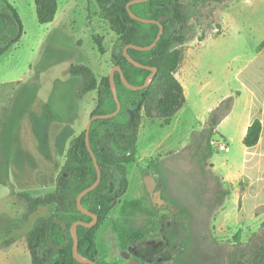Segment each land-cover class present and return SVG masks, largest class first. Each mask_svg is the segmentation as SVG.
<instances>
[{
    "label": "rangeland",
    "instance_id": "1",
    "mask_svg": "<svg viewBox=\"0 0 264 264\" xmlns=\"http://www.w3.org/2000/svg\"><path fill=\"white\" fill-rule=\"evenodd\" d=\"M8 1L18 11L25 34L15 47L17 51L14 48L0 61V68L9 69L16 62H31L33 67L31 72L24 67L16 70L14 76L21 77L25 85L17 91L11 106L0 108L2 233H7L26 210L20 195L28 194L25 190L29 187L45 183L54 189L61 172L55 170L54 163L39 162L42 154L33 135H26L13 155L6 152L19 132L28 130L31 120L41 125L51 118L70 121L76 117L78 132L86 131L98 94L92 92L76 102L70 67L85 64L101 81L110 75L113 54L120 50L119 37L99 16L95 0H58L55 21L45 25L38 21L35 0ZM195 1L184 0L189 6ZM213 8L211 17V8L199 3L201 13L191 21L196 36L187 42L185 58L176 73L185 89V106L170 125L146 117L142 122L137 163L128 171L129 189L96 234L102 264H130L131 259L138 264H230L233 254L264 246V203L240 198L248 191L256 193L257 183L249 186L250 181H256V174L247 169L246 177H228L229 183L222 187L211 171L206 141L203 139L202 145L201 141L192 143L193 133L204 129L223 97H238V111L248 98L245 87L264 84V75L257 68L260 61L246 66L263 43L260 36L264 24H258V15L246 0H231ZM261 8L264 10V3ZM96 38H101L103 54ZM9 76L0 70V78ZM217 131L211 143L216 151L212 158L214 172L221 177L242 174L247 157L242 138L236 134V124L226 122ZM213 142L224 143L231 151H219ZM49 143L52 146L53 142ZM147 177L155 181L153 193L161 192V204L153 193L148 194ZM218 188L222 194L229 188L234 193L214 220L215 210L224 199L216 198ZM49 213L48 209H40L11 237L25 243V234L33 222ZM133 230H142L144 236L128 237ZM132 248L137 256L130 252ZM126 254L130 257L125 258Z\"/></svg>",
    "mask_w": 264,
    "mask_h": 264
},
{
    "label": "trees",
    "instance_id": "2",
    "mask_svg": "<svg viewBox=\"0 0 264 264\" xmlns=\"http://www.w3.org/2000/svg\"><path fill=\"white\" fill-rule=\"evenodd\" d=\"M95 1L99 7V16L109 23L119 37L120 50L113 54L114 66L123 70L130 84L143 86L152 72L131 64L125 57L124 50L129 45L150 46L156 40L160 27L157 24H143L134 20L127 10L128 3L133 0ZM228 1L231 0H196L189 6L184 0H151L131 7L137 16L157 20L164 26L163 35L153 50H128L134 60L156 68L157 75L148 88L132 91L124 85L120 73L117 72L115 82L122 110L114 118L96 120L92 124L90 144L102 170V181L96 190L82 200L83 207L99 217L95 227L77 228L79 252L83 258L102 264L99 260L96 234L114 210L118 200L129 189L128 171L137 163L139 135L144 118L158 119L162 125L167 126L186 104L185 89L177 79L176 73L185 58L187 42L196 36L191 21L201 13L198 9L199 3L205 8H211L210 16L213 17V6ZM35 5L41 25L54 22L59 8L58 0H35ZM24 34V25L16 8L8 0H0V58L19 44ZM95 42L103 54L101 38H96ZM261 47H264V41ZM70 73L76 84L77 102L83 101L90 93L97 92V105L92 116L115 112L117 104L110 76L99 81L93 70L85 64L71 65ZM232 107V97L224 100L213 111L204 129L195 131L192 135L193 144L201 141L202 145L203 139L208 144L210 163L216 153L211 146L212 139L217 127ZM261 132L262 123L255 120L248 129L244 145L248 148L255 147L259 143ZM201 163L207 169L206 164ZM210 165L212 173L218 177L212 170V163ZM97 177L84 131L75 137L66 153L56 192L41 197L20 195V199L26 204V210L18 222L7 231L0 250L5 251L14 244L16 239L11 237L12 232L29 223L43 208L48 209L50 213L37 218L25 234L32 264H82L73 255L71 227L77 221H93L78 209L77 198L97 181ZM218 179L222 187L227 186L220 177ZM220 191L218 188L216 198L224 199L215 210L214 220L217 211L231 195L230 188L225 194ZM143 236L142 230H133L128 234V237L133 239ZM230 264H264V246L233 254Z\"/></svg>",
    "mask_w": 264,
    "mask_h": 264
},
{
    "label": "crops",
    "instance_id": "3",
    "mask_svg": "<svg viewBox=\"0 0 264 264\" xmlns=\"http://www.w3.org/2000/svg\"><path fill=\"white\" fill-rule=\"evenodd\" d=\"M246 1L247 4L250 5L254 10V14L258 15L257 16L258 24H261V22L264 24V10L261 8V4L264 3V0H246ZM251 28L252 27H250V29ZM48 33L49 32L45 33L43 40L47 38ZM262 33L263 35L260 36V40L264 41V31H262ZM50 36L51 34L48 36V39L44 41L45 43L48 42ZM15 47H13L9 52H7L3 57H1L0 61L8 54L13 53L14 51L13 49ZM16 49L17 48H15V50ZM11 55L14 56V54ZM257 61H260V65H258L257 68L258 70H261L264 75V47H261L258 50L256 56L248 60L246 66L248 67L249 65H254ZM23 67L28 68L29 71L31 72L33 65L31 62H27L23 64L16 62V65L10 67L9 69L0 68V70H2L3 72L4 71L8 72L10 75L8 78H3V77L0 78V108H6L11 106L14 101L15 94L20 88H22L25 85V82L21 77L17 78L16 76H14L16 75V70L22 69ZM244 90L247 91L248 98L245 102L244 108H242L241 110L237 111L238 101H239L238 97H235L232 94H230L223 97V99L221 100L222 103L224 100L232 97L233 107L230 113L222 120L220 125L217 127L216 132H218L217 130H219L224 123L234 122L236 124V134H238L242 138V143L244 144V139L247 135L249 127L252 125V123L255 120H259L262 123V132L259 143L253 148H248L244 145L245 155L247 157V160H246V167L242 174H231L228 175L227 177H221L214 172V164L212 163V159H211V163L213 165L212 170L218 177L222 179V181L225 184L229 183L228 177H233V176L241 177L245 175L247 169L252 170L253 173L256 174L255 175L256 181L255 182L250 181L249 186L253 187V185L257 183L258 189L256 193L253 192L252 194H250L251 192L248 191L247 193H244L243 196L240 198H244L248 202L260 201L264 203V84L262 86L257 85L248 88L245 87ZM241 94L242 91H239V97ZM51 119L49 122L45 121L41 125L40 123L35 125L31 120V123H29L30 126H28V130L23 129L24 131L19 132L16 142L14 143V145H12L11 149L8 152H6V154L13 155L16 149L15 147L19 146L21 140L22 141L25 140L26 135H30V136L33 135L36 137V139H38L39 146L37 147H40V151L42 154L39 162L45 164L54 163L55 170L57 169V171L58 170L61 171L65 163L66 153L68 149L71 147L75 137L79 135L78 130L80 124L76 119V117H73L70 121H64L63 119L60 118L57 119L56 121ZM49 141L53 142L52 146H49V144L51 143V142L49 143ZM49 147L51 149H49ZM49 151L52 153V155H50ZM222 151H226V150H222ZM230 151L231 150L229 147V151L226 152H230ZM57 183L58 181L56 182V186L54 187V189L52 188L51 184L45 183L36 186V188L29 187L28 189L27 187L26 189L28 190L25 189L24 190L32 197H41L55 193L57 190V185H58ZM43 188L44 190L47 189V191L42 193L40 192V190H43ZM233 193H234V189L233 191L231 190V195L227 197L225 204L217 211L215 220L217 218L218 213L230 201V198L233 196ZM5 239H6V233L0 232V246L3 244ZM0 264H32V258L27 243L15 242L7 250L5 251L0 250Z\"/></svg>",
    "mask_w": 264,
    "mask_h": 264
},
{
    "label": "water",
    "instance_id": "4",
    "mask_svg": "<svg viewBox=\"0 0 264 264\" xmlns=\"http://www.w3.org/2000/svg\"><path fill=\"white\" fill-rule=\"evenodd\" d=\"M151 0H133L131 1L130 3H128L127 5V10H128V13L129 15L136 21L138 22H141L143 24H157L159 27H160V31H159V34L156 38V40L153 42V44H151L150 46H137V45H129L125 48L124 50V54H125V57L128 59V61L133 64L135 67L137 68H141V69H146V70H149L152 72V74L147 78L145 84L143 86H134L132 84H130L123 72V70L118 67V66H114L110 72V82H111V85H112V89H113V94H114V99L116 101V104H117V108L115 110V112L111 113V114H105V115H95V116H92L90 118V120L88 121L87 125H86V142H87V146H88V149L93 157V160H94V164H95V167H96V170H97V174H98V177H97V181L90 187L86 188L83 192H81L77 198V207L78 209L84 214V215H87L89 217L92 218V222L91 223H87L85 221H77L75 222L72 227H71V236L73 238V241H74V246H73V255H74V258L82 263V264H97L96 262L94 261H91V260H88V259H85L83 258L81 255H80V252H79V238H78V235H77V228L79 226H83V227H86V228H93L97 225V223L99 222V217L96 215V214H93L89 211H87L84 207H83V204H82V200L84 197H86L88 194H90L91 192H93L94 190H96L98 188V186L100 185L101 181H102V170L100 168V165L98 163V160L91 148V144H90V132H91V127H92V124L94 121L96 120H104V119H111V118H114L116 117L122 110V104H121V101L119 99V95H118V89H117V85H116V82H115V74L118 72L120 73L121 75V78H122V82L124 83V85L132 90V91H141V90H144L145 88H148L152 81L154 80V78L156 77L157 75V69L156 68H153V67H149V66H146L136 60H134L128 53V50L129 49H135V50H138V51H142V52H148V51H151L153 50L158 42L160 41L162 35H163V32H164V26L157 20H153V19H147V18H142V17H139L137 16L131 9V7L133 5H136V4H141V3H146V2H149ZM145 184H146V188H147V191H148V194H152L153 193V190L155 188V181L153 180V178L151 177H147L146 180H145ZM153 195L156 197V202L158 204H161L162 201V198H161V192H154Z\"/></svg>",
    "mask_w": 264,
    "mask_h": 264
},
{
    "label": "built area",
    "instance_id": "5",
    "mask_svg": "<svg viewBox=\"0 0 264 264\" xmlns=\"http://www.w3.org/2000/svg\"><path fill=\"white\" fill-rule=\"evenodd\" d=\"M214 147H216L219 151L226 150L229 151V147L221 142H213Z\"/></svg>",
    "mask_w": 264,
    "mask_h": 264
},
{
    "label": "flooded vegetation",
    "instance_id": "6",
    "mask_svg": "<svg viewBox=\"0 0 264 264\" xmlns=\"http://www.w3.org/2000/svg\"><path fill=\"white\" fill-rule=\"evenodd\" d=\"M155 200H156V198H155ZM130 252H135L134 254H135V256H137V254H138V252L137 251H135L134 250V248H132V250H130ZM130 257V255L129 254H126L125 255V258H129ZM130 264H138V262H136V260L135 259H131L130 260Z\"/></svg>",
    "mask_w": 264,
    "mask_h": 264
}]
</instances>
